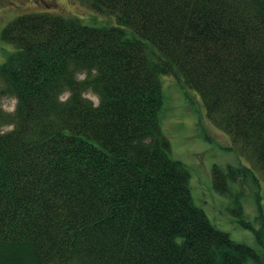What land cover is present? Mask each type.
<instances>
[{"label": "trees", "instance_id": "obj_1", "mask_svg": "<svg viewBox=\"0 0 264 264\" xmlns=\"http://www.w3.org/2000/svg\"><path fill=\"white\" fill-rule=\"evenodd\" d=\"M79 1L106 20L42 10L0 31V264H264V226L234 211L258 249L216 227L160 123L175 75L264 173V0ZM244 170L214 165L212 186Z\"/></svg>", "mask_w": 264, "mask_h": 264}, {"label": "rangeland", "instance_id": "obj_2", "mask_svg": "<svg viewBox=\"0 0 264 264\" xmlns=\"http://www.w3.org/2000/svg\"><path fill=\"white\" fill-rule=\"evenodd\" d=\"M42 10L78 16L88 24L106 20L79 0H0V31L15 16ZM10 49V45L0 40V62ZM84 75L81 73L79 77ZM160 79L163 89L161 128L170 140L172 157L185 164L190 172L195 203L203 208L216 227L228 232L233 240L258 249L252 229L264 226V173L240 153L228 134L212 123L196 90L175 75H161ZM85 96L95 104L98 102V96L91 90L86 91ZM15 103V97L9 94L0 96L2 111H13ZM10 128L11 125L0 124L2 132ZM214 165L224 171L228 166L245 169L243 178L230 182L228 195L217 192L212 186ZM239 209L241 217L252 229L239 223L235 213Z\"/></svg>", "mask_w": 264, "mask_h": 264}]
</instances>
